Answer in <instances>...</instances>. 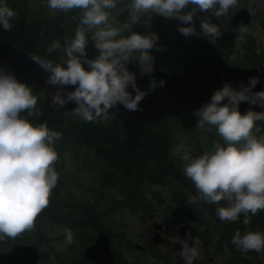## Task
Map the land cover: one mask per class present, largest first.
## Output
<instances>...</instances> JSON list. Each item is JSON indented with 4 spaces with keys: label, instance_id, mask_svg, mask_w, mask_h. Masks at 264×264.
<instances>
[{
    "label": "clouds",
    "instance_id": "obj_1",
    "mask_svg": "<svg viewBox=\"0 0 264 264\" xmlns=\"http://www.w3.org/2000/svg\"><path fill=\"white\" fill-rule=\"evenodd\" d=\"M237 3L238 0H130L128 4L123 0H47L53 12L79 10V17H72L78 21L75 34L65 37L63 44L54 40L47 47L48 53L59 54V62L35 55L30 58L48 73L45 84L55 88L50 93L51 104L63 108L74 102L73 114L83 121L106 119L118 103L128 111L143 112L140 102L157 87H164L165 81L157 82L151 77L148 88L141 90L137 74L127 65H139L140 76L151 74L154 57L150 50L164 49L157 43L155 32L137 33L131 31L132 26L140 23L144 13L157 14L179 21L177 28L182 35L203 36L215 43L221 35L219 26L208 15L197 17L196 13L214 10L213 15L219 18ZM124 11L127 18L117 26V18ZM16 16L6 0H0V28L10 31ZM194 17L200 21L199 32ZM89 38L97 52L93 58L86 52ZM259 82V76L249 77L248 84L241 83L238 90L225 82L214 91L210 102L194 110L196 127L209 132L214 128L223 143L215 142L211 151L196 157L184 142L172 149L183 163L184 175L194 184L199 200L216 205L226 202L216 208L222 222L234 223L243 214V224L249 225L252 217L264 210V134L258 135L261 129L257 127V122L264 121V111L252 110L253 105L264 109V90L253 91ZM67 86H74V90L68 91ZM241 102L249 105L243 114L239 110ZM41 114L30 86L0 68V241L33 229L59 179L55 143L61 133L50 129L46 121L32 122ZM196 200L189 196L186 203L192 205ZM64 232L65 243L72 244L73 231L65 228ZM178 242L185 264H193L200 241L186 233V238ZM231 243L242 254L260 253L264 251V233L246 230L241 235L237 230Z\"/></svg>",
    "mask_w": 264,
    "mask_h": 264
},
{
    "label": "trees",
    "instance_id": "obj_2",
    "mask_svg": "<svg viewBox=\"0 0 264 264\" xmlns=\"http://www.w3.org/2000/svg\"><path fill=\"white\" fill-rule=\"evenodd\" d=\"M6 3L17 12V16L11 21L13 27L10 31L0 28V37L6 38L20 49L44 55L54 63L59 62V54L48 53L46 49L54 40L63 44L65 37H74L78 21L72 17H79V10L53 12L46 6H37L30 0H6ZM163 27L170 30L171 37L163 28H159L158 32L171 44L185 41L187 45L181 46L177 52L171 50L168 54L171 61L163 60L157 54L153 65L172 73L206 61L228 63L223 58L224 53L213 50L214 43L206 37L187 39L180 33L175 34L174 27L170 24H164ZM131 31L135 32L133 29ZM90 35L91 33L89 37ZM208 41L210 44H207ZM86 52L89 58L97 54L90 38ZM247 60L249 66L264 62V58L257 57H247ZM246 63L240 65L248 66ZM30 88L32 94L37 97V108L42 113L34 117L32 122L46 121L50 129L61 133V139L55 143L58 155L67 151L81 153L84 161L91 163H88V167L93 170L96 181L99 182L97 192L111 188L118 193V196L108 202L106 208L87 203L83 197L69 189L68 182L62 177L59 162L56 161L55 169L59 179L49 197L48 206L35 220L34 233L37 239L34 243L38 244L44 240L42 233L49 225L69 228L74 237L86 243L94 238L96 230L105 227L102 217L108 216L110 212L121 207H127L131 212L148 208L149 193L155 184L164 185L169 190L170 202L165 210L169 218H172V214L177 210L183 209L191 182L185 177L178 156L172 149L184 142L187 146L194 143L197 151H200L198 140L195 142L193 138L184 137L182 134L185 128L196 127L198 117L194 112L165 116L157 122L148 123L131 118L125 112L114 111L102 121L86 122L73 114L74 107L61 109L53 104L47 105L43 91L35 90L31 86ZM257 127L261 129L258 135L264 134V121L257 122ZM202 130L208 133L212 144L223 143L214 128L210 132ZM62 191L65 194L60 198L58 194ZM210 206L213 213L216 212V204ZM206 223L204 234H207L208 239L211 238L220 249L224 245L228 246L227 261L251 264L256 258L257 252L242 254L231 243V239L237 230L241 235L246 229L264 233V210L253 216L249 225L243 224V214L234 223L222 222L216 214ZM24 234V241H27L30 233L25 231ZM256 264H264V261L258 259Z\"/></svg>",
    "mask_w": 264,
    "mask_h": 264
},
{
    "label": "rangeland",
    "instance_id": "obj_3",
    "mask_svg": "<svg viewBox=\"0 0 264 264\" xmlns=\"http://www.w3.org/2000/svg\"><path fill=\"white\" fill-rule=\"evenodd\" d=\"M37 6H47V0H30ZM249 1V2H248ZM123 3L128 4L130 0H123ZM247 3V4H246ZM253 4L254 8L259 9L260 0H238L237 5L228 10V13L224 16L216 18L220 20L217 25L220 28V31L225 30V27H228L225 22V17L229 16L233 10H235L239 6L251 7ZM49 9V8H48ZM191 10V6L187 9V11ZM254 20L251 23L249 28H246L244 32L241 34H237L236 36L225 38H217L216 42L213 44V50L217 52H223V58L226 59L228 63L240 65L242 63H246L248 55H246V51L248 45L253 49L260 48V45L264 44V30L262 29V25L257 21V16H259V12H253ZM208 15L213 22V10H210L208 13L198 11L196 13L197 17H202ZM214 16V15H213ZM127 18V11L120 13L117 18V26L121 22L123 23ZM195 19V28L196 31H200V21L199 19ZM227 22V21H226ZM180 22L175 19H167L157 14L144 13L142 15L141 21L138 24H134L132 29L137 33H147V32H155L158 39V44L163 46V51H156L155 49L150 50L151 55L155 57L162 58L166 61H171V58L168 57L169 52L172 50L173 52H177L181 46H186L187 43L185 41H178L174 44H171L168 40H166L160 32H158L159 28H163L165 33H168L171 37V32L169 29L163 27L164 24H170L174 27V31L180 33L178 31L177 25ZM214 23V22H213ZM176 27V29H175ZM181 34V33H180ZM173 35V34H172ZM187 39H193L196 36H184ZM202 38H204L202 36ZM208 39V38H207ZM176 41V39H174ZM173 40V41H174ZM201 40V39H200ZM202 42V40L200 41ZM179 43V45H178ZM207 44H210L208 41ZM215 48V49H214ZM254 58V57H253ZM246 65H248L246 63ZM249 66V65H248ZM182 134L184 137H191L200 145V151H197L194 143L189 144L187 147L191 149V155L196 157L202 155L206 151H211L213 144L209 139L208 133L204 132L200 128H185L182 130ZM178 156V155H177ZM179 162L182 165L179 156ZM57 161L60 165V171L64 181L68 182L69 189H72L75 194L83 197L87 203H94L98 208L103 207L106 208L109 201H112L115 196H118V193L114 189H106L103 192L96 190L99 182L96 181L95 174L91 168L88 167L87 161H84L81 153L74 152H63L58 155ZM91 165V163H89ZM91 167V166H90ZM191 182V181H190ZM189 191L187 193V197L195 196L197 200L194 204L189 205L186 203L182 210H177L172 214V218L168 217L166 213V205L170 202V193L166 186L155 184L151 187V192L149 193L150 205L148 208L141 210L139 212H131L127 209V207H121L109 213L108 216L102 218V222L106 228L109 230L110 237L112 238L113 243L117 248V252L119 255H122L121 261L118 264H175L176 259L178 257L177 250L174 245L175 237L171 238L164 247L155 248L154 254L157 257L146 250L138 249L134 247L135 242H139L141 244H147L148 241V229L152 228L153 221H160L164 223L167 227V231L171 230L176 231L178 227V223L182 220H186L192 225L196 226L198 229H203L202 224L207 222L211 218H213L216 212L213 213L211 209L210 203L199 200V194L191 182L190 187H188ZM65 192L62 191L58 194V197L62 198ZM100 194V195H99ZM225 201H221L218 206H225ZM171 208L174 207L171 205ZM190 214H193L195 219H191L189 217ZM36 224L32 230L28 232L29 237H27V241L25 240L24 232L19 234L17 237L7 238L3 241H0V252L8 251L11 245L14 242H33L36 237V233H34V229H36ZM65 228L57 226V225H49L46 230L42 233L44 237L43 241H39L37 244L39 247V251L41 252V258L39 259L37 264H89L88 261L84 259L83 249L86 244H89L92 240L83 243L79 238L74 237V242L70 245L65 243ZM248 230V229H246ZM245 230V231H246ZM48 236V237H47ZM203 238L200 241V250L204 248L205 254H202L203 261L201 264H210L208 261V256L213 255L217 262H226L227 255L229 253L228 246H224L220 249L217 245L213 243V240L207 239L206 241ZM260 259L264 261V251L257 253L256 258H254L251 264H256L257 260Z\"/></svg>",
    "mask_w": 264,
    "mask_h": 264
},
{
    "label": "water",
    "instance_id": "obj_4",
    "mask_svg": "<svg viewBox=\"0 0 264 264\" xmlns=\"http://www.w3.org/2000/svg\"><path fill=\"white\" fill-rule=\"evenodd\" d=\"M249 19L248 11L245 8L236 10L231 19L230 25L237 27L247 23ZM33 55L41 59L48 60L44 55L31 53L14 46L6 38L0 37V68L10 71L18 81L31 86L35 90H42L47 105L51 104L50 93L55 88L45 84L48 73L30 58ZM87 68V65H84ZM130 71L135 72L137 86L141 90L148 88L150 78L154 77L157 82L165 81L164 87H157L152 93L147 95L141 102L143 112L128 111L123 105L117 104L109 110V115L114 111L127 113L131 118L140 119L148 123H154L161 118L180 113H189L198 110L204 103L210 102L211 95L215 90L221 88L225 82L230 83L233 88L239 89L240 84H248L249 77L259 76L260 82L253 91L264 90V63L254 66H241L222 61H206L193 64L188 68L168 73L163 69L153 65L151 74L139 75V65L130 62L127 65ZM68 91L74 90V86H67ZM132 92L131 87L128 89ZM134 95V93H133ZM76 107L74 102H69L61 109ZM249 108L247 102H241L239 110L241 114ZM254 111H264L257 105L252 106ZM190 214V218H194ZM159 224V223H158ZM159 225L156 224V229ZM178 237L186 238V233L191 237L195 236V227L190 223H184L178 227ZM195 238V237H194ZM153 241H160L158 231L154 233ZM192 246V240L188 239ZM138 245V244H137ZM39 250L34 243L15 242L8 251L0 252V264H36L39 259ZM86 259L107 264L114 260L115 254L112 250L109 236L105 232H99L96 238L84 248ZM176 264H185V261H177ZM193 264H197L196 258Z\"/></svg>",
    "mask_w": 264,
    "mask_h": 264
},
{
    "label": "flooded vegetation",
    "instance_id": "obj_5",
    "mask_svg": "<svg viewBox=\"0 0 264 264\" xmlns=\"http://www.w3.org/2000/svg\"><path fill=\"white\" fill-rule=\"evenodd\" d=\"M241 8L247 9L248 16H249L248 22L247 23H244L242 25H239L237 27H233V26L230 25V19H231L233 13L236 10L241 9ZM230 9H233V8H230ZM255 11H258L259 12V16H257L258 17L257 18V21L262 25V29L264 30V0H260V7H259V9L254 8L253 4H251V7H249V6L248 7H246V6H239L235 10H233L232 13L229 16L225 17V22H223V23H225V24L227 23L228 27H225V30H222L221 31V35L220 36H222V38L229 37L231 39L232 37L236 36L237 34H241L242 32H244V30L246 28H249L251 26L252 21L256 17V16H254V13H253ZM213 12H214V10H213ZM212 17L214 19L213 22L215 24H217V23L220 22V20L216 19L215 16L211 15V18ZM218 38H221V37H218ZM246 53H247L246 55H248V59H250L252 57H257V59H263L264 58V44L260 45V48H258V49H253V48H251L248 45V48H247ZM262 63H264V62H261V63H258V64H262ZM250 66H254V65H250ZM250 66H248V67H250ZM104 217H106V216H103L102 218H104ZM189 217H190V215H189ZM193 219H195V218H193ZM184 223H189V222H187L186 220H182V221H180L178 223L179 224L178 227L180 225L184 224ZM156 224L159 225V227L157 229L155 228L156 227ZM58 226H60V227L63 228L62 225H58ZM151 226H152V228L148 229V235L149 236H148L147 244H141L139 242H135L134 247H136L138 249L146 250L147 252H149L153 256L155 255L157 257V255L154 254L155 248H157V247H164L166 245V243L171 238H173V235H174V237H175L174 245H175V248L177 250V253L179 254L178 257H177V259H176V262L179 261V260L180 261H184V259L180 256V251L182 249V246L178 242L179 241L178 232H177L178 227H177L176 231L171 230L170 232H168L167 231L168 229H167L166 225L164 223L160 222V221H153ZM206 226H207V223L206 222H204L202 224V228L203 229H198L196 226H194L195 227V236L194 237L196 239H198L199 241H201L203 238H205L204 239L205 241L208 239L207 234L206 233L204 234V229L206 228ZM104 228L96 230V233H95V236H94L93 240L96 238V236H97V234L99 232H105L109 236L110 244H111L112 250L114 251V254H115L114 260L111 263H107V264H118V262L121 261V259H123L122 258V255H119L118 254L117 248H116L115 244L113 243L112 238L110 237L111 235L109 234L108 228H105L106 230ZM156 231H158L159 234H160V241L158 243H156V242L153 241V236H154V233ZM27 243H29V242H27ZM35 244L37 245V243H35ZM224 246H226V245H224ZM197 247L199 249V255L196 257V262H197V264H201V262L203 261V257H202L201 252L203 254H205V251H203L205 249L203 248L202 251L200 250V243H199V245ZM38 249H39V247H38ZM40 258H41V252H40ZM86 261H88L89 264H101V263L93 262V261H90V260H86ZM208 261H209L210 264H237L235 262H232L231 263L229 261L220 262L219 263V262H217L216 258L213 255H209L208 256Z\"/></svg>",
    "mask_w": 264,
    "mask_h": 264
}]
</instances>
